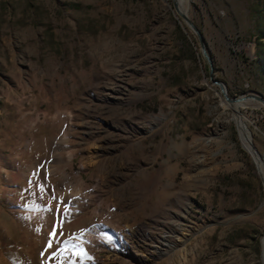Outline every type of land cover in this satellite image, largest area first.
Instances as JSON below:
<instances>
[{
	"label": "rangeland",
	"instance_id": "374dc122",
	"mask_svg": "<svg viewBox=\"0 0 264 264\" xmlns=\"http://www.w3.org/2000/svg\"><path fill=\"white\" fill-rule=\"evenodd\" d=\"M181 7L0 0V264H264V0Z\"/></svg>",
	"mask_w": 264,
	"mask_h": 264
},
{
	"label": "bare ground",
	"instance_id": "6f19581e",
	"mask_svg": "<svg viewBox=\"0 0 264 264\" xmlns=\"http://www.w3.org/2000/svg\"><path fill=\"white\" fill-rule=\"evenodd\" d=\"M182 1L183 0H175L176 3L177 2L179 3L180 9H182V7H181ZM178 3H177V6H178ZM180 9L178 7L177 10L180 11ZM180 13H182V12L180 11ZM182 14H184V13H182ZM245 101L246 100H241L240 102H245ZM240 102H238V103H240ZM239 124H240V132H241V137H242L243 144L253 154L254 159H255L256 163L258 164V166L260 168V172H261L262 176L264 177V159L260 155L258 150L255 148V146L253 145L251 136L249 135L248 130H247V126L245 124H243V122H241V121L239 122Z\"/></svg>",
	"mask_w": 264,
	"mask_h": 264
},
{
	"label": "water",
	"instance_id": "95a60500",
	"mask_svg": "<svg viewBox=\"0 0 264 264\" xmlns=\"http://www.w3.org/2000/svg\"><path fill=\"white\" fill-rule=\"evenodd\" d=\"M175 7L178 9V6H177V3L175 2ZM179 11V10H178ZM179 13H180V11H179ZM183 17H184V19L188 22V24L198 33V35H199V37H200V40H201V44H202V48H203V52H204V54H205V56L208 58V60H209V62H210V64H211V59H210V56H209V54H208V52H207V50H206V48H205V44H204V41H203V37H202V35H201V33H200V31H199V29L196 27V25L190 20V18L187 16V15H184V14H182V13H180ZM217 84H219L220 85V87H221V89H222V92L224 93V95H225V97H226V99L227 100H229V101H233L229 96H228V94H227V91H226V87H225V85L221 82V81H215ZM244 99V97H241V98H239V99H237V101H241V100H243Z\"/></svg>",
	"mask_w": 264,
	"mask_h": 264
}]
</instances>
